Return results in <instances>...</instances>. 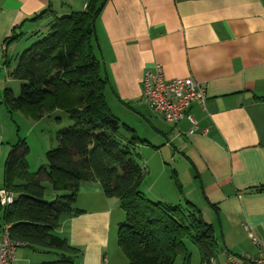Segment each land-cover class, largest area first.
Returning a JSON list of instances; mask_svg holds the SVG:
<instances>
[{
    "label": "crops",
    "instance_id": "1",
    "mask_svg": "<svg viewBox=\"0 0 264 264\" xmlns=\"http://www.w3.org/2000/svg\"><path fill=\"white\" fill-rule=\"evenodd\" d=\"M87 2L0 0V109L3 90L15 83L3 54L27 44L25 34L43 22L30 18L48 8L58 15L81 11ZM95 33L106 91L139 115L145 117L147 108L154 115L146 117L152 139L139 136L145 141L136 147L146 169L140 190L152 201H190L212 226V258L202 262L195 245L197 256L188 264L258 255L252 237L264 239V0H105ZM157 64L167 80L191 77L205 87L204 106L194 102L187 111L196 122L193 133L187 116L168 122L144 100L143 75ZM0 128L2 187L13 143L3 142L1 120ZM76 207L80 213L62 217L55 234L80 249V264H111L114 220L124 214L119 200L106 197L99 182H83Z\"/></svg>",
    "mask_w": 264,
    "mask_h": 264
},
{
    "label": "trees",
    "instance_id": "2",
    "mask_svg": "<svg viewBox=\"0 0 264 264\" xmlns=\"http://www.w3.org/2000/svg\"><path fill=\"white\" fill-rule=\"evenodd\" d=\"M104 3L88 0L83 10L63 15L50 8L39 12L30 18L43 22L26 36L29 45L15 57L3 54L7 76L19 83L17 95L9 87L3 90L2 103L9 113L37 105L41 115L60 109L73 123L57 132L56 146L46 152V164L35 172L27 162L26 140L19 138L10 145L2 187L14 200L1 209V224L12 240L56 251L55 260L37 264H80V249L55 231L62 217L80 213L76 207L80 184L99 182L104 195L118 199L125 214L117 244L128 264H173L179 255L188 264L186 241L198 247L202 262H208L216 241L200 209L190 201L183 205L152 201L140 190L146 169L139 164L136 147L145 140L136 132L131 139L120 134V121L106 102L109 81L95 53V22ZM50 189L55 195L47 194L46 199Z\"/></svg>",
    "mask_w": 264,
    "mask_h": 264
},
{
    "label": "rangeland",
    "instance_id": "3",
    "mask_svg": "<svg viewBox=\"0 0 264 264\" xmlns=\"http://www.w3.org/2000/svg\"><path fill=\"white\" fill-rule=\"evenodd\" d=\"M25 35L27 36L28 34ZM25 45L27 46L29 45V43L26 44L24 41H22L16 45H13L12 48L8 51V54L15 57L16 54L21 51ZM15 61V59L12 60V66H14V64L16 63ZM1 72L3 74V71ZM8 87L13 89L16 95L19 93V83H12ZM105 96L107 105L111 113L120 121V134L124 138L129 137V139H131V136H134V132H136V134L140 137L152 139L151 136L153 135V133L150 130V126L147 124L146 117H152L151 115H153V113L148 108L146 112L148 114H145V117H143L133 109V105L118 103V99L115 98L114 95H111L108 90L105 92ZM1 108L0 120L4 133L3 142L15 143L19 138H24L26 140L29 146L27 162L29 164L31 172H35L41 165L46 164L45 154L49 149L56 146L57 132L61 129L70 127L73 123L69 118V115L65 111L60 109H56L53 112L41 115V112L37 105H28L23 110L21 109L12 113H9L3 105ZM124 126L131 128L133 130L131 131L132 133H130L129 130ZM138 161L140 165L143 164V159H139ZM172 168L173 164L172 162H170V165L168 167L169 173L171 172ZM45 186L47 187L48 184L45 183ZM49 192L50 191L46 192V199ZM124 220L125 214L122 213L117 220H114L115 230L113 231V234L111 236L110 243V253L112 251L113 254V258H111L110 261L111 264L113 263L114 258V264H128L126 257L117 244V227L122 222H124ZM2 236L3 233L0 227V237ZM186 247L188 249L190 259L192 255L195 259V257L197 256L196 246L193 245L190 241H186ZM55 252V250H37L36 248L32 247L17 248L14 254V264H37L44 261H52L57 258ZM173 264H183L180 255L176 257Z\"/></svg>",
    "mask_w": 264,
    "mask_h": 264
},
{
    "label": "built area",
    "instance_id": "4",
    "mask_svg": "<svg viewBox=\"0 0 264 264\" xmlns=\"http://www.w3.org/2000/svg\"><path fill=\"white\" fill-rule=\"evenodd\" d=\"M142 92L144 100L151 110L168 122L177 123L183 117L192 122L188 131L193 133L196 122L187 114L188 108L194 102L204 106L206 90L203 85L191 77L165 79L160 65H155L153 71H146L142 78ZM14 196L4 187H0V211L10 205ZM3 236L0 237V264H13L17 248L27 247L25 242L12 240L7 231V226L0 223ZM258 246L259 254H227L224 264H264V239L252 237Z\"/></svg>",
    "mask_w": 264,
    "mask_h": 264
}]
</instances>
